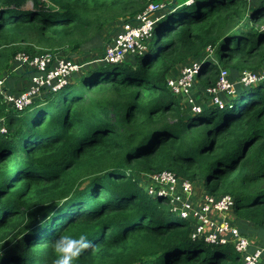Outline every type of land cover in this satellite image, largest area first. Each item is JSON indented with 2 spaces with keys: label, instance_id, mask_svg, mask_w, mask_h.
<instances>
[{
  "label": "trees",
  "instance_id": "obj_1",
  "mask_svg": "<svg viewBox=\"0 0 264 264\" xmlns=\"http://www.w3.org/2000/svg\"><path fill=\"white\" fill-rule=\"evenodd\" d=\"M27 1L0 0L6 82L18 52L88 55L104 49L100 24L160 0ZM165 8L143 51L78 60L82 69L61 88L44 87L24 108L6 101L7 90L18 92L12 86L0 89V264H52L51 240L79 232L92 246L73 264H242L232 242L192 238L195 225L162 202L170 197L148 193L136 177L166 169L231 194L241 231L255 225L264 236V80L238 81L264 65V0H176L162 15ZM208 45L216 61L204 58ZM194 59L201 109L186 110L167 79ZM222 68L235 92L215 101L207 87ZM18 71L28 82L36 72Z\"/></svg>",
  "mask_w": 264,
  "mask_h": 264
},
{
  "label": "built area",
  "instance_id": "obj_2",
  "mask_svg": "<svg viewBox=\"0 0 264 264\" xmlns=\"http://www.w3.org/2000/svg\"><path fill=\"white\" fill-rule=\"evenodd\" d=\"M174 0H160L149 2L147 6L139 11L130 19L125 20L105 47V58L112 62L121 61L124 54L143 51L145 48L144 39L153 32L155 22L159 18L158 11L167 8L168 3ZM194 0H186L191 3ZM215 48L208 45L205 59H214ZM18 60L16 67L27 66L36 72L31 76L29 88L23 92H5V99L8 103L18 108H24L31 102L42 87L50 86L56 90L67 82L68 78L76 71H80L83 63L76 59H68L53 54L50 51L36 55H30L25 51L16 54ZM201 67L199 59L190 60L181 65L180 70L175 75H170L167 85L173 93L181 94L186 101L192 105L194 110H200L201 106L195 97L196 85L198 83L197 73ZM4 79V80H3ZM0 78V89L4 91L3 82L5 78ZM264 80V68L254 71H244L238 79L244 85L258 84ZM3 88V90H2ZM207 90L215 101H220L219 94L235 92V82L230 78L227 69L222 68L215 84L209 85ZM184 99V100H185ZM149 183L145 187L148 193H161L163 196H170L173 201V208L185 221L192 222V218H197V225L193 223L194 233L192 237L203 238L209 243H228L232 242L236 250L242 254V264H258L262 254L261 248H251L250 237L243 233L233 221L232 212L234 207V197L231 194H212L207 191L200 199V204L192 206L195 191L194 183L186 178L176 175L172 170L166 169L160 172H151ZM167 185L169 190L165 193L160 189ZM184 196V198H183ZM196 202V201H195ZM215 214V216H214Z\"/></svg>",
  "mask_w": 264,
  "mask_h": 264
},
{
  "label": "rangeland",
  "instance_id": "obj_3",
  "mask_svg": "<svg viewBox=\"0 0 264 264\" xmlns=\"http://www.w3.org/2000/svg\"><path fill=\"white\" fill-rule=\"evenodd\" d=\"M174 1H176V0H174ZM173 1V2H174ZM186 4H191V3H186ZM33 6V3H32V1L31 0H28L26 3H25V5H24V7H28V8H31ZM174 7H176L177 5H173ZM130 18H132V17H126V15H122V13L121 14H118L117 15V18L116 19H112V20H109L108 22H105V23H102V24H100V26L98 27V29L96 28L95 29V32H97L98 34H99V36H101L102 38H103V46L102 47H104V49H97V50H94V51H91V53L90 54H88V55H83V54H78V53H76V52H71V51H69V53H67L66 52V54H70V55H72L73 56V59H76V60H80V61H82V60H86L87 59V57H88V59H91V60H94V59H92L93 58V56H95V55H97V54H100L101 52H104L105 51V47L107 46L106 44L113 38V36L116 34V32L119 30V29H121V24H122V22H124L125 20H127V19H130ZM261 23H263V22H261ZM263 26V25H262ZM31 44H34V45H36V46H38V44H35L34 42H31ZM38 47H40V46H38ZM103 50V51H102ZM213 60H215L216 61V56H214V59ZM17 62H18V60L17 59H15V61L14 62H12V65H11V67H10V70H9V74H11V73H14V74H12L11 76H10V78H9V82H6V77H4L5 78V82H3V85H2V87L5 85V84H7V85H10V86H12L13 87V89L15 90V91H18V92H23V91H25V90H27L28 88H29V86H30V84H31V82L29 81L28 82V76H27V74L26 75H21L20 74V72L18 71L17 72V70H18V68L16 67V64H17ZM94 62V61H93ZM92 64H94V63H92ZM180 67L181 66H178V67H176V68H174V71L175 70H177V72H175L173 75H175V74H177L178 72H179V70H180ZM261 68H264V65L263 66H261ZM8 72V71H7ZM171 73H173V72H171ZM3 79V78H2ZM4 80V79H3ZM44 87H42L41 89H40V92H42V89H43ZM203 88H205V86L204 85H202V89ZM2 90H3V88H2ZM170 92L171 93H173L171 90H170ZM202 94V93H201ZM175 95H177L178 96V98H180L179 99V101L182 103V104H184L185 105V108H186V110H189V108H191L192 107V105H189V103L187 102L188 101V99H187V101H186V99H185V97H183L182 98V95L181 94H175ZM37 96V95H36ZM35 97V96H34ZM33 97V98H34ZM33 98H32V100L31 101H33ZM182 98V99H181ZM185 99V100H184ZM222 103H224V100L222 99ZM183 105V106H184ZM0 121H2V119H0ZM136 177L138 178V180H139V182H140V184L142 185V186H147V184L149 183V175H148V173H144V172H140V173H138L137 175H136ZM194 187H195V191L192 193V195L194 194V196H193V199L196 201H193L192 202V206H197V204H200L201 202H200V199H201V196L203 195V194H206L207 193V187H206V185L205 184H203L202 182H194ZM162 192H166V191H168L169 190V187L167 186V185H164V187L163 188H161L160 189ZM170 197V196H169ZM183 198H184V196H183ZM170 201V199L168 198V199H166V200H162V202L163 203H167V202H169ZM156 202H157V199L155 198L154 199V204H156ZM172 203H173V201H172ZM174 208H175V206H174ZM234 212H232V218H233V221H236L235 219H234V214H233ZM181 216V215H180ZM214 216H215V214H214ZM216 217V216H215ZM184 221H185V219H183ZM192 220V222H194V224L195 225H197V223H198V220H197V218H192L191 219ZM237 223V222H236ZM238 224V226H239V223H237ZM240 227V226H239ZM200 239V238H199ZM203 239V238H202Z\"/></svg>",
  "mask_w": 264,
  "mask_h": 264
},
{
  "label": "clouds",
  "instance_id": "obj_4",
  "mask_svg": "<svg viewBox=\"0 0 264 264\" xmlns=\"http://www.w3.org/2000/svg\"><path fill=\"white\" fill-rule=\"evenodd\" d=\"M173 9H175L174 6ZM91 246L92 241L86 232L61 233L51 240V249L55 253L52 264H73L75 258Z\"/></svg>",
  "mask_w": 264,
  "mask_h": 264
},
{
  "label": "crops",
  "instance_id": "obj_5",
  "mask_svg": "<svg viewBox=\"0 0 264 264\" xmlns=\"http://www.w3.org/2000/svg\"><path fill=\"white\" fill-rule=\"evenodd\" d=\"M172 72L174 74L175 72H177V70H175V71L173 70ZM234 219L236 220L235 214H234ZM234 222L236 223V221H234ZM254 228H255V225H252L251 229L248 228L247 232H248V236L250 237V240H251L252 249H255V248H261L262 249V254H261L260 259H259V261H262V260H264V236L261 237L259 234H257L256 231L253 230Z\"/></svg>",
  "mask_w": 264,
  "mask_h": 264
},
{
  "label": "water",
  "instance_id": "obj_6",
  "mask_svg": "<svg viewBox=\"0 0 264 264\" xmlns=\"http://www.w3.org/2000/svg\"><path fill=\"white\" fill-rule=\"evenodd\" d=\"M168 10H169L168 8H165L164 11H163V13H162V15H164V13H166V11H168ZM252 85H256V84H252ZM192 238H194V237H192Z\"/></svg>",
  "mask_w": 264,
  "mask_h": 264
},
{
  "label": "bare ground",
  "instance_id": "obj_7",
  "mask_svg": "<svg viewBox=\"0 0 264 264\" xmlns=\"http://www.w3.org/2000/svg\"><path fill=\"white\" fill-rule=\"evenodd\" d=\"M151 2H153V1H151Z\"/></svg>",
  "mask_w": 264,
  "mask_h": 264
}]
</instances>
